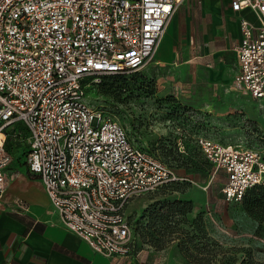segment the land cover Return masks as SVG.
Wrapping results in <instances>:
<instances>
[{
    "label": "built area",
    "instance_id": "2783aa9c",
    "mask_svg": "<svg viewBox=\"0 0 264 264\" xmlns=\"http://www.w3.org/2000/svg\"><path fill=\"white\" fill-rule=\"evenodd\" d=\"M179 4L0 0V207L12 161L8 129L20 134L21 129L29 146L28 169L64 228L103 256L133 252L130 202L182 178L134 145L118 116L92 106L87 94L103 76L159 64L156 54ZM229 7L241 32L234 83L263 105L264 0H230ZM196 144L215 170L225 173V201L241 202L250 188L264 184L258 152L203 136Z\"/></svg>",
    "mask_w": 264,
    "mask_h": 264
},
{
    "label": "rangeland",
    "instance_id": "374dc122",
    "mask_svg": "<svg viewBox=\"0 0 264 264\" xmlns=\"http://www.w3.org/2000/svg\"><path fill=\"white\" fill-rule=\"evenodd\" d=\"M226 7L227 0H183L173 16L183 9L173 43L170 26L156 54L161 63L103 76L88 90L92 106L115 113L134 145L182 178L130 202L126 215L134 250L121 256L125 260L264 264V188L249 190L241 202L225 201V173L217 172L196 144L203 136L254 150L264 161V104L234 83L236 41L215 51L217 41L209 38L214 18ZM20 131L8 129L12 161L1 207L4 198L15 208L28 206L16 187L39 180L28 169L27 136ZM31 191L38 194L34 187Z\"/></svg>",
    "mask_w": 264,
    "mask_h": 264
},
{
    "label": "crops",
    "instance_id": "0c3cea01",
    "mask_svg": "<svg viewBox=\"0 0 264 264\" xmlns=\"http://www.w3.org/2000/svg\"><path fill=\"white\" fill-rule=\"evenodd\" d=\"M178 1L181 3L183 0ZM229 6L230 0H227L224 14L216 15L212 24L209 38L211 36L210 39L217 41L215 51L228 49L235 40L232 47L235 52L241 39L239 19L231 15ZM182 14L184 11L180 8L168 27L169 29L171 26L172 43L177 34L179 15ZM226 16L228 17L224 20ZM244 16L251 22H256L252 14L245 13ZM157 62L161 63V60ZM236 63L238 71L237 58ZM22 184L20 181L16 188L19 187L20 197L28 208L19 205L15 208L5 198L0 207V264H146L143 261H128L121 257H106L95 253L85 240L64 228L40 180L35 179L24 188L20 186ZM32 187L37 189L38 194L32 193ZM10 195L12 193L9 198ZM38 204L43 206V212L35 209L36 206L39 207Z\"/></svg>",
    "mask_w": 264,
    "mask_h": 264
},
{
    "label": "trees",
    "instance_id": "16d2710c",
    "mask_svg": "<svg viewBox=\"0 0 264 264\" xmlns=\"http://www.w3.org/2000/svg\"><path fill=\"white\" fill-rule=\"evenodd\" d=\"M260 187H262V188H264V184H262V185H258V186H255V187H252V188H250L249 190H251V189H254V188H260ZM248 190V191H249ZM247 191V192H248ZM247 192H246V194H247ZM246 194L244 195V197L246 196ZM244 199V198H243Z\"/></svg>",
    "mask_w": 264,
    "mask_h": 264
},
{
    "label": "bare ground",
    "instance_id": "6f19581e",
    "mask_svg": "<svg viewBox=\"0 0 264 264\" xmlns=\"http://www.w3.org/2000/svg\"><path fill=\"white\" fill-rule=\"evenodd\" d=\"M7 182H8V179H7Z\"/></svg>",
    "mask_w": 264,
    "mask_h": 264
}]
</instances>
